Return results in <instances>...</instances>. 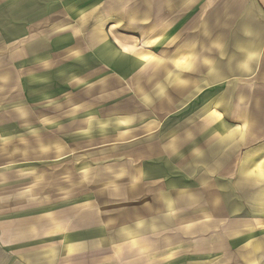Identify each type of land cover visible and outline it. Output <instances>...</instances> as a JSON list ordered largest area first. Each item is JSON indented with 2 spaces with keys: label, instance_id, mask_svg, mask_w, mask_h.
Returning a JSON list of instances; mask_svg holds the SVG:
<instances>
[{
  "label": "crops",
  "instance_id": "obj_1",
  "mask_svg": "<svg viewBox=\"0 0 264 264\" xmlns=\"http://www.w3.org/2000/svg\"><path fill=\"white\" fill-rule=\"evenodd\" d=\"M0 264H264V0H0Z\"/></svg>",
  "mask_w": 264,
  "mask_h": 264
},
{
  "label": "snow or ice",
  "instance_id": "obj_2",
  "mask_svg": "<svg viewBox=\"0 0 264 264\" xmlns=\"http://www.w3.org/2000/svg\"><path fill=\"white\" fill-rule=\"evenodd\" d=\"M125 51H128V49H125Z\"/></svg>",
  "mask_w": 264,
  "mask_h": 264
}]
</instances>
